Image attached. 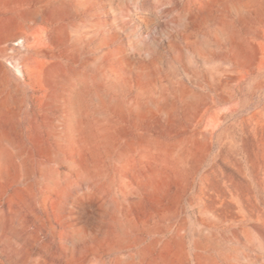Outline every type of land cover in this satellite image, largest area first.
<instances>
[{
    "label": "rangeland",
    "instance_id": "374dc122",
    "mask_svg": "<svg viewBox=\"0 0 264 264\" xmlns=\"http://www.w3.org/2000/svg\"><path fill=\"white\" fill-rule=\"evenodd\" d=\"M0 264H264V0H0Z\"/></svg>",
    "mask_w": 264,
    "mask_h": 264
},
{
    "label": "bare ground",
    "instance_id": "6f19581e",
    "mask_svg": "<svg viewBox=\"0 0 264 264\" xmlns=\"http://www.w3.org/2000/svg\"><path fill=\"white\" fill-rule=\"evenodd\" d=\"M74 102H77V101L74 100Z\"/></svg>",
    "mask_w": 264,
    "mask_h": 264
}]
</instances>
